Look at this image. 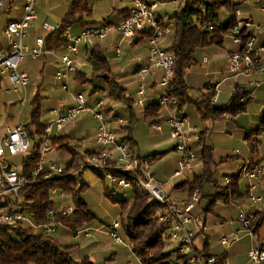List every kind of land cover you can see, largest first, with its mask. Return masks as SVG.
<instances>
[{"label":"built area","instance_id":"1","mask_svg":"<svg viewBox=\"0 0 264 264\" xmlns=\"http://www.w3.org/2000/svg\"><path fill=\"white\" fill-rule=\"evenodd\" d=\"M123 1L129 3L128 12L130 13L127 19L121 21L115 27L99 24L83 29L77 35H72L67 31L64 36L65 45L63 48L70 55L77 56L82 43H88L95 39H105L112 30L119 32L122 40L143 37L146 33H149L146 52L149 55L150 65L141 67L137 73L141 78V84L137 91L139 97L137 104L143 107L147 101L145 81L152 75V70L154 68L162 69L164 77H162L160 85L164 88V93L159 103L168 112L167 123L170 127L168 135L171 139L178 141L176 150L180 154L178 170H176L174 177H185L195 171L197 157L191 146V137L186 129L185 119L177 113V101L170 97L169 87L173 78L174 56L166 52L162 46L165 36L170 32V27L165 24L158 13L162 2L159 0ZM7 2L8 0H0V13L7 10ZM257 4L262 7L264 13L262 1L257 0ZM235 15L237 22L229 37L232 38L234 43L241 45V50L228 55L230 71L236 75L246 76L253 73H264V46H257V35L254 33L244 41L242 32L243 29H246L245 33H250L253 27L256 30H261V26L244 20L239 10H236ZM36 19V0H25L22 19L10 22L4 30L7 49H0V77L8 81L10 91H13V93L23 92L29 85V77L20 70L21 62L25 57L37 60L51 55L59 61L56 79L62 84V88L66 92L70 91L71 75L76 72L74 59L70 55L58 56L57 49L47 50L44 38H38L34 48H30L26 44L29 29ZM43 29L50 35L60 29V25L52 26L44 23ZM120 52L121 50L117 48L118 57L121 55ZM69 95L72 98L70 105H63L50 111L53 119L47 125L45 135H43L41 156L52 152L54 149L52 146L54 136L61 135L67 124L77 120L85 112L92 113L99 121L95 138L99 150L91 155H83L80 167L101 172L104 181H111L114 186L123 190L132 189V182L114 174L120 172L130 176L138 182L150 198L164 207L165 211L159 217L164 235L178 244L179 253L187 257L189 264H216L215 257L206 260L203 249L198 245L201 242L202 244L207 242L209 237L207 236L205 222L200 216L194 214L200 200L199 191H195L193 198L187 202L167 193L149 171L155 161L151 159L149 162L141 163L133 151L119 140L118 134L112 128L114 125H124L125 121L114 119L109 124L105 121L102 110L105 111L109 100L106 102L99 100L97 105L92 108L88 105L84 94L70 92ZM25 103L26 100L23 99L22 104ZM153 128L159 132L162 130L160 125H154ZM188 130L193 132L197 129ZM262 134L264 135V128ZM30 149L31 141L27 129L21 125L9 130L6 136H0V202L8 203L7 208L0 210V227L24 225L40 230L34 219L24 212L20 191L34 184L44 169H47V173L43 176L44 181L60 176L65 172V168L58 167L57 164H47L42 160L39 168L32 173V177L27 178L22 175L8 162V156L27 155ZM261 162V164H258L254 161H247L241 167V173L251 183V191L256 189L254 182L264 174V160H261ZM230 180L229 178L225 179V186L230 184ZM251 200L253 202L258 201L254 196H251ZM74 213V206L61 205L51 210L48 217L50 220H54L58 215L60 217H70ZM254 221L251 216L242 215L240 217V222L244 227L243 232L251 237L254 236ZM57 229H59L58 226L52 223L46 225V227L44 226L41 230L45 235L50 236L54 235ZM119 229L120 223L115 221L110 236L116 243H122V239L117 233ZM74 234L75 239L81 238L82 235L90 238L91 229L78 230ZM238 236L239 234H234L231 237H222L220 243L223 247L228 248L232 242L238 240ZM249 257L253 264H264V239L259 241L257 246L251 250Z\"/></svg>","mask_w":264,"mask_h":264},{"label":"trees","instance_id":"2","mask_svg":"<svg viewBox=\"0 0 264 264\" xmlns=\"http://www.w3.org/2000/svg\"><path fill=\"white\" fill-rule=\"evenodd\" d=\"M69 10L60 24V29L50 34L45 39V48L53 50L62 48L65 45V33L74 25L81 26L82 30L97 26L99 24L113 27L109 19L103 22L87 21L92 18L93 10L86 0H74ZM183 3L173 15L175 21V34L171 46L172 55L174 56L173 78L169 87L170 97L177 101V113L181 116L186 106L195 105L198 113L203 121H221L224 118H235L247 111L250 103L248 94L241 88H237L228 104L224 106L212 105V99L215 95L213 91H209L205 100L194 101L190 97V89L186 84V72L194 64V55L200 49H206L214 46H222L224 40L229 36L236 25V15L232 14L230 20L226 24L220 21V11L223 8H231L228 1L219 0H182ZM129 11V10H128ZM127 10L124 11L125 17H129ZM122 20V21H123ZM246 34V33H245ZM149 33L143 38H147ZM247 35L245 36V38ZM148 40V39H147ZM90 60L94 65V71L91 78L82 76L79 72L76 74V81L85 86L98 80L104 85L108 93V98L114 102L126 103L131 111V119L128 125L120 128L119 132H123V138L119 140L129 143L130 149L136 155L141 163L149 162V160L157 161L158 154L141 157L138 152V143L133 137V127L137 121L132 113L134 99L128 94V91L117 82V79L111 76V68L105 53L96 48L90 54ZM3 77H0V86ZM97 91L98 87H95ZM33 112L31 122L27 126V133L31 140V149L22 163L21 174L27 178L32 177V173L37 170L42 163L41 146L45 135L47 124L41 121L42 106L41 99L37 97L33 101ZM163 115V107L159 102L148 104L144 111V118L148 120L150 126L157 125L161 121ZM264 128V122L255 130L249 131L245 135L246 141L252 147L251 142L258 137ZM34 129V132H32ZM118 134V132H116ZM53 148L59 153H67L72 156V163L65 169V172L48 181L43 180V176L47 173L44 169L40 177L34 184L21 189L20 195L23 199L24 212L32 217L36 226L40 230H36L30 226L16 225L8 227H0V264H95L89 258L82 261H76L73 254L77 250L75 245H62L54 235L47 236L43 233L42 228L48 224H55L59 227L66 228L75 233L80 229H90L89 225L96 220L91 213L88 205L82 199V194L86 192L90 186L81 178L82 174L89 170L81 168L77 160L80 154L75 148L69 145L68 137L55 135L52 140ZM95 153V152H94ZM92 153L82 154L91 155ZM204 170L201 175L194 176L190 183H184L187 186L190 196L195 191H199L200 195L204 192L207 185L213 183L215 176V162L213 159L212 149L210 146L204 145L203 148ZM95 175L104 181L103 174L96 170H91ZM120 178H126L132 182V201L115 199L107 188L105 196L111 199L115 204H119L122 210V216L127 213L125 221L120 223V229L123 230L126 239L132 248L133 254L138 258L140 264H189L186 256L179 253L178 247L174 250L168 247L171 241L166 240L159 217L164 213V207L150 198V196L142 189L138 182L124 173L114 174ZM55 195H70L74 201L75 213L70 217H60L59 215L50 220L48 214L54 210L57 204L54 202ZM241 193L239 189V176L234 175L230 180V186L214 196L208 198L209 204L205 209V214L214 213L217 202L229 204L231 200L240 199ZM8 203L0 202V210L7 208ZM255 231L259 226V222H255ZM168 242V243H167ZM209 245L205 246V258L210 259L212 254ZM226 254L216 257V264H226Z\"/></svg>","mask_w":264,"mask_h":264},{"label":"crops","instance_id":"3","mask_svg":"<svg viewBox=\"0 0 264 264\" xmlns=\"http://www.w3.org/2000/svg\"><path fill=\"white\" fill-rule=\"evenodd\" d=\"M40 1L41 0H39V2ZM43 1L53 2L54 0H42V3H44ZM70 1L71 2L68 3L67 7H65L63 4V5H59L55 9L56 15H59V17L61 16V18H57L59 20H57V22L54 23L50 22L48 18H46L47 16H43L42 13H40L36 8L37 19L31 25L29 29L28 38L26 39V44L30 48L35 47L36 40L38 38L47 39V37L49 36L48 33H46V31H44L43 29L44 23H48L52 26H58L62 23L63 19L65 18L69 10V7L73 2H75L74 0H70ZM86 1L90 5V1L89 0ZM148 1H153V0H148ZM172 1H178V0H172ZM227 1L231 7V8H227L231 11L229 13L230 18L232 14L236 12V10H239L241 11L244 20L249 21L254 25L261 26L262 28L261 30H256L254 27L251 28L250 33H254L257 35V46L263 47L264 46V13L261 9L262 7H260L257 4V0H252L250 5L248 4L249 2L244 3L246 2V0H227ZM261 1L264 4V0ZM24 6H25V0H8L7 10L4 13H0V49L2 50L7 49V41L4 35V30L10 22L20 21L22 19V17L24 16ZM128 9H129V3L128 5L119 6L117 9L113 8V10L110 13V16H108L106 19H109L110 24H112V26L115 27L123 20V18L125 17L124 11L125 10L128 11ZM158 13L160 18L165 22V24H168L169 27H171L172 22L175 23L173 16L166 15L164 17L163 15H161L160 9ZM106 19L104 18V20ZM87 21H90V23L96 22V20H91V18ZM68 31L72 35H77L82 31V28L79 25H74ZM115 32H116L115 35L111 37L109 41H107L109 37L108 35L107 37H105V39H96L88 43L87 42L82 43L79 47V55L77 56L70 55L63 47L57 49L58 52L57 54L58 56L70 55L74 59L76 72H74L71 75V82H74L76 85H80L76 81L77 72H79L82 76H85L87 78L92 77L94 71V65L90 60V54L92 53V50L96 48L101 49L105 53L109 66L111 68V76L112 77L114 76L118 79L117 82L120 83L128 91L129 95H131L130 91L133 90L136 92L137 95L138 87L141 84V80L140 83L138 84L135 81L136 80L135 78H140L137 75V73L140 71L141 67H146L150 65L148 52H147V58L139 57L138 60L131 65L130 64L126 65V63L123 64L126 65L122 67L125 71H120L119 66L117 65L113 67V65L110 62V58L107 55L109 49L107 45L109 44L111 45L113 43L112 41L117 39L119 40L118 44L122 42L121 35H119L120 33L117 31ZM174 34H175V29L172 35L169 48L166 49V47H164V44H162L165 51L168 52L169 54H172L171 46H172ZM165 38L167 37L165 36ZM130 40H131L130 43L131 49L133 48L134 50H136L140 48V46H143L144 50L147 51V46H148L147 38L137 37ZM113 48L115 49L114 51L115 57L119 58L117 56V48L114 45ZM240 50H241V45L234 43L232 38L227 36L222 46H214L213 48L210 47V48L198 50L194 55V61H195L194 64L186 72L185 81L190 89V97L194 101H200V102L204 101L209 91H213L215 95L212 99L213 102L212 105L224 106L228 104V101L232 97L235 90L237 88H241L248 94L250 98V103L245 113H242L241 115H238L235 118H231L227 116L226 118H224V120L221 121H211V120L203 121L198 113L197 107L193 104L189 105L195 108V109H191V113L190 111L189 112L186 111L184 108V110L181 113V116L185 119L186 129L189 133V136L191 137V146L193 147V150L197 157L196 168L192 174H187L185 177H180L184 179L181 181V183L179 182L175 185L172 193L169 192L171 195H174L183 201L186 202L190 201L193 198L194 193L192 196H190L187 186H182V184L190 183L194 176L201 175L203 173L205 167L202 156L204 145L210 146L212 149L216 170L219 167L220 168L231 167V166L233 167V170H231V172H228L225 178L232 179V176L238 175L240 180L241 167L245 165V162L254 161L257 162L258 164H261L262 163L261 160H264L263 158L264 153L260 151V147H261L260 143L262 139L260 142L258 139V137L264 135L261 133L260 134L261 136L259 135L258 137H255L251 142L252 147L249 146V143L245 139V135L247 132L255 130L264 122V73H253L248 76L233 74L230 71L228 55L231 53L239 52ZM220 61H224V71L220 70ZM58 65H59L58 59L56 57H52L51 55L44 56L37 60H33L30 57L27 58L25 57V59L21 62L20 70L28 75L29 85L26 88V90L23 92L18 91L13 93V91H10L8 81L3 78L0 86V136H6L9 130L16 128L18 125H21L27 129V126L30 124L29 122H31V117L33 112V105H32L33 101L37 97H39V99H41V106H42V103L44 101L51 99V96L54 94V92L59 86H61L62 88V84L56 79V71L59 68ZM46 74L48 75L47 76L48 80H46ZM162 77H164V71L162 69L154 68L152 70V75L147 78L152 82L148 81L150 87L149 94L148 95L146 94L147 101L145 102V105L143 107L146 108L148 104H151L153 102H159L161 96L164 93V88L162 89L160 85L162 81ZM160 88L162 90L159 91ZM23 99L26 100L25 104H22ZM108 100L110 103L112 102L110 99ZM29 107L31 108L30 114L29 116H25L26 110H28ZM112 111L114 112L113 108ZM50 117L51 118L49 119L41 118V121L48 125L53 119L52 116ZM143 118H144V112H143ZM168 118L169 115L167 110L163 109V115L161 117V121L160 123L157 124L161 126L162 128L161 132L156 131L153 127L151 128L154 129L156 132H159L160 135L162 134V137H164L165 139L166 137H169L170 140H173L168 135V132L170 131L169 124L167 123ZM25 119H27V121ZM130 119L127 122H125L124 125H114L112 126V128L119 134L120 128L128 125ZM144 120L148 121L146 120V118H144ZM148 123L150 122L148 121ZM194 128L197 130L193 132H190L188 130ZM164 129L167 130L165 131ZM32 132H34V129H32ZM96 133L97 130H95L94 142L91 144H87L83 140L81 142L79 141L75 146L71 142L70 138H68L69 145L76 149V151L80 154V157L82 154H88V152L90 153L97 152L99 150V147H97L95 143ZM169 139H166L165 141H163V143L164 144H166V142L168 143L170 141ZM135 141L136 143H138L136 139ZM175 145L176 144H174L175 147L174 151L176 150V146H177ZM155 146L162 147V144L157 143V145ZM55 149L56 148H54L52 152L44 156H41L42 160H44L47 164H51V163L55 165L57 164L58 167L67 169L73 161L72 156L67 153H63V154L59 153ZM165 153L166 152L157 153L160 156H158L157 161L150 167L149 170L150 173L155 177L156 181L162 187L165 185L161 184V182L158 181V180H162V178L158 176L159 178L157 179L156 176L152 173V169L157 164L158 160L162 158L161 156L165 155ZM138 154L141 156L140 153ZM65 155H69L70 159H67L66 160L67 162L65 164L59 165L58 164L59 162L63 160L65 161L66 159ZM20 156L22 157V163H23V159L26 155H20ZM80 157L76 162L78 163V165L81 164ZM143 158H145V156ZM179 159H180V154L178 153L175 170H178ZM21 170H22V166H21ZM174 174L171 177V180L179 179V178H175ZM81 178L89 186L95 185L96 183L103 181L100 178H98L96 175L94 176L87 175L86 172L82 174ZM167 183L168 182H166L165 184ZM213 183H215V187L217 188L218 191L214 192L213 189H210V192H208V194L206 195L207 192L204 189V192L200 195L199 203L196 209L194 210V214L200 216L205 222V225L207 227V232H208L209 224L205 214L203 213L205 212V210L197 211V209L199 208V206L201 205L204 199L208 200L210 196H214L218 193H221V191L225 190L230 186L229 185L228 187L225 186L219 187L217 185V182L213 181ZM254 184L256 185V189L253 191L250 190V187H248L245 194H243V192L240 190L241 193L240 199L243 200L244 197H249L250 203L248 206H245L243 209H246V211L249 213L248 216L253 217V219L255 220L253 225L255 224V222L257 221L259 222V226L256 231H255V226L253 227L254 236L252 238L254 239L255 235L257 236V239L255 240V247H256L258 242L264 239V174L261 175L257 179V181L254 182ZM205 188H207V186ZM251 196H254L256 199H258V201L253 202L251 200ZM234 202L236 203L239 202V199L231 200L229 204ZM61 205L63 204L57 206H61ZM242 215H246V214L242 212L241 214H239V217H241ZM238 222H240V219L238 220ZM113 223L111 225H104V224L100 225L98 219L96 218L95 222L89 225V228L91 229V237L86 238L84 235H82L81 238H79L78 240L92 239L93 238L92 231H94L93 229L96 230L95 231L96 233L99 234L101 233V235L104 234L106 236H110ZM62 236L66 238H69L71 236L72 239L73 238L75 239L73 231L71 232L66 228L59 227V229H57L56 233L54 234V237L58 241H60L62 245H70L63 243ZM114 243L119 245L123 243V240L122 243H116L115 241ZM206 244L209 245L210 247L209 239L207 242L203 244L202 242L198 244L199 247L203 249V252L205 250ZM75 246H77V250L73 254V256L76 261H82L85 258H89L92 261L90 256L84 255V256H80L79 258L77 253L80 249V245H75ZM123 246H125L126 248L129 249L130 252H132V248L129 243H125V245ZM210 253L212 254L213 257H219V255L213 254L211 250ZM226 264H227V260H226Z\"/></svg>","mask_w":264,"mask_h":264},{"label":"rangeland","instance_id":"4","mask_svg":"<svg viewBox=\"0 0 264 264\" xmlns=\"http://www.w3.org/2000/svg\"><path fill=\"white\" fill-rule=\"evenodd\" d=\"M89 1H90V7L93 10L91 20H96V22L98 21L99 23L103 22L104 18L106 19L108 16H110V13L113 10V8L117 9L119 6L128 5V2L123 0H89ZM159 1L162 2L160 3V13L164 17L166 15L173 16L174 13L178 11L179 7L183 3L182 0H178V1L159 0ZM220 1H224V0H220ZM43 2L44 3H42V0L40 2L39 0H36V8L40 13H42L43 16H47L46 18H48L50 22L54 23L57 22V20H59L57 18H61V16L59 17V15H56L55 9L59 5H63V4L65 7H67L68 3L71 1L54 0L53 2L51 1L50 2L43 1ZM251 2L252 0H246V2L244 3H248L250 5ZM230 12L231 11L227 8H223L220 11V21L222 24H225L228 20H230L229 19ZM174 29H175V23L172 22L170 27V32L166 35L167 38L163 40V44L164 47H166V49L170 47V42L172 39ZM115 31L116 30H112L108 34L109 37L107 41H109V39H111V37L115 35L116 33ZM118 41H119L118 39L113 40L112 41L113 43L111 45L110 44L107 45L109 48L107 55L109 56L110 62L113 65V67L117 65L119 66L120 71H125L122 68L123 66H126L127 64L130 65L133 64L138 60L139 57L147 58V52L144 50L143 46H140V48L134 50L133 48L131 49L130 39L122 40L120 44H118ZM113 45L121 50L120 53H122V55L119 58H116L114 55L115 49L113 48ZM125 63L126 65H123ZM220 70L224 71V61H220ZM47 76L48 75L46 74V80H48ZM114 78L117 79L116 77ZM135 79H136L135 81L139 84L141 78H135ZM94 81H95L94 83H89L86 86L76 85L74 82H70L71 89L70 91L67 92L63 90L61 86H59L54 92V94L51 96V99H48L42 103V119L51 118L50 110L54 108H58L61 105H70L72 103L71 95H69L70 92L84 94L85 97L87 98L88 105L92 108L97 105L99 100H103L104 102H106L109 99L108 93L106 92L107 90L104 91L105 87L104 85H102L101 82H98V80H94ZM146 81L145 84L147 86L146 91L148 95L150 88L148 81L149 82L152 81L148 79ZM95 87H98L97 91H95L96 90ZM162 89L160 88L159 91ZM130 92L132 98L135 101L134 106L132 107L133 108L132 112L136 116L135 119H137L133 127V136L138 141L137 152L140 153L141 156L143 157L166 152L165 155L161 156L162 158H160L157 164L153 167L152 173L156 176L157 179L159 178L158 176H160L162 180H158V181L161 182V184L165 185L163 186L164 190L167 191L168 193L169 192L172 193L175 185L179 182L181 183V181L184 179V178H179V179L171 180V177L176 171L175 169H176L177 156H178L177 151L176 150L174 151L175 148L174 144L178 143V141L170 140L169 137H166V139L170 140L168 142L170 144H168L167 142L166 144L163 143V141H165L166 139L162 137V134L160 135L159 132H156L154 129H152L151 128L152 126H150L148 121L144 120L143 112L145 107H141L137 104L139 97L136 95V92L134 90ZM107 103L108 105H106L107 107L105 108V111L102 110V112L105 121H107L108 124L109 122L112 123L114 119H122L125 122H127L130 119L131 111L129 110L126 103H122V102L119 103L114 101H112L111 103L107 101ZM112 108L114 112L112 111ZM191 109H195V108L191 106L185 107V110L188 112L190 111V113H191ZM30 111L31 108L29 107L28 110H26L25 116H29ZM27 119L25 120L27 121ZM98 126H99V121L93 116V114L85 112L77 120L67 124L64 127V130L62 131L61 135L70 138L71 142L75 146L79 141L81 142L83 140L87 144H91L94 142V134ZM123 135H124L123 132H120L118 134V137L123 138ZM258 139L259 142L262 139L260 143L261 145L260 151L264 153V136L258 137ZM157 143H161L162 147H156L155 145H157ZM126 146L130 148L131 145L127 143ZM65 157H66L65 161L63 160L59 162L58 163L59 165L65 164L67 162L66 160L70 159L69 155H65ZM8 162L11 163L16 170L18 171L21 170V166H22L21 156H16V157L8 156ZM231 170H233L232 166L222 167V168L219 167L216 170L213 180L217 182V185L219 187L225 186L226 174H228V172H231ZM85 172L89 176L95 175V173H93L91 170H87ZM166 182L168 183L165 184ZM250 185H251L250 181L247 178H245L243 173H240L239 187L240 190L243 192V194H245V192L247 191L248 187H250ZM106 188L110 192H112V196L115 199H120V200L125 199V200H129L130 202L133 199L131 189L122 190L114 186V184L108 180L98 182L95 185H91L90 188L82 194V199L88 205L93 215L96 216L100 225L102 224L111 225L115 221L122 223V221L126 220L127 213H124L122 216L123 212L119 204H115L111 199L105 196ZM210 189H213L214 192L218 191L217 188L215 187V183H211L207 185V188H205L207 192L206 195L208 194V192H210ZM54 202L57 205L65 204V205L74 206L73 198L70 195H55ZM249 203H250L249 197H244L243 200L239 199V202L237 203L234 202L230 204H224L223 202L218 201L214 213L205 214V212H203L209 224L207 236H209L210 250L215 255L221 256L226 254L227 264H253L249 257V253L255 247V240L257 239V236L255 235V238L253 239L251 236L245 234L243 232L244 230L243 225L240 222H238V220L240 219L239 214H241L242 212L246 214V216L249 215L246 209H243L245 206H248ZM208 204H209L208 200L204 199L201 205L199 206V208L197 209V211L200 210L204 211L207 208ZM93 230L94 231H92L93 234L92 239L89 240L77 239L78 240L77 241L74 238L72 239L71 236L69 238L62 236L63 243L70 245H80V249L77 253L79 258L80 256H84V255L90 256L95 264H140L136 256H134V254L130 252L128 248L123 246L125 245V243H129V242L128 239H126L122 229L118 231L119 236L123 240V243L119 245L114 243L113 241L114 239H112V237L106 236L104 234L101 235V233L100 234L96 233L95 229ZM232 234H239L238 240L232 242L228 248L223 247L220 243L221 238L230 237ZM166 240L171 241L168 244V247L171 250H174L175 247L178 245L176 242L169 240L168 236H166Z\"/></svg>","mask_w":264,"mask_h":264},{"label":"bare ground","instance_id":"5","mask_svg":"<svg viewBox=\"0 0 264 264\" xmlns=\"http://www.w3.org/2000/svg\"><path fill=\"white\" fill-rule=\"evenodd\" d=\"M242 32H243V39H244V41L247 40L249 37L252 36V33H251V34H250V33L245 34L246 29H243ZM246 35H247V37L245 38ZM229 179H230V178H229ZM229 185H230V184H229ZM229 185H228V186H229ZM228 186H225V187H228ZM253 227H254V225H253ZM208 239H209V237H208ZM212 257H213V256H212ZM212 257H211V258H212ZM215 258H216V257H215Z\"/></svg>","mask_w":264,"mask_h":264}]
</instances>
